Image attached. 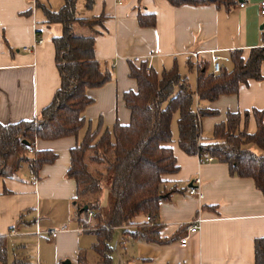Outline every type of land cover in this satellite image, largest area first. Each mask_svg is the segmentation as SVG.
<instances>
[{"label": "crops", "instance_id": "crops-1", "mask_svg": "<svg viewBox=\"0 0 264 264\" xmlns=\"http://www.w3.org/2000/svg\"><path fill=\"white\" fill-rule=\"evenodd\" d=\"M226 1L228 5L172 6L166 0H93L89 9L84 0L76 1L77 18H104L92 27L93 56L110 80L86 92L92 103L83 110L84 125L75 137L34 140L33 151L51 152L52 163L41 165L35 175L22 165L13 178L0 177V236L6 238L7 264H76L78 256H84V264H95L93 229L80 231L75 219V184L66 177L69 151L88 132L101 135L114 124H128L123 96L137 90L128 62L134 67L145 63L156 73L176 68L181 77L192 76L194 89L195 74L187 69L189 52H203L202 62H207L209 50L220 56L239 51L245 60L251 49L264 48V16L258 8L262 0ZM37 5L56 12L63 2L0 0V125L33 121L60 86L51 38L61 34V26L45 25ZM138 15L151 17L153 25L140 26ZM260 74L261 81L239 85L236 94L199 104L214 113L199 120L203 144L211 143L213 126L227 113L239 115V131L255 132L251 112H263L264 119V61ZM176 137L172 135L169 147L178 170L162 176L160 191L169 194L154 218L162 243L129 237L128 232L145 222L139 217L135 225L112 230L111 264H253V241L264 238V195L251 179L230 177L225 164H201L185 155ZM195 178L200 180L199 199L186 193ZM100 203H105L104 193ZM195 217L200 219L197 232L186 233ZM62 227L50 238L49 232ZM12 228L17 235L7 237ZM183 235L186 242L180 245Z\"/></svg>", "mask_w": 264, "mask_h": 264}, {"label": "trees", "instance_id": "trees-1", "mask_svg": "<svg viewBox=\"0 0 264 264\" xmlns=\"http://www.w3.org/2000/svg\"><path fill=\"white\" fill-rule=\"evenodd\" d=\"M77 0H62L56 12L38 6L44 24H59L61 34L51 38L54 66L60 86L50 104L33 121L0 125V177L13 178L22 165L36 174L43 164L52 163L51 152H34V140L51 141L75 137L84 125L83 110L92 103L88 90L102 87L110 80L107 70L101 69L93 56V26L101 25L103 17L80 19L75 16ZM172 6L228 5L226 0H166ZM85 8L93 0H84ZM140 26H152L153 19L137 16ZM229 63L216 76L209 73V65L202 62L194 72L188 62V72L195 74L194 89L186 77L172 68L156 73L145 63L134 67L128 62L129 77L135 80L137 90L123 96L129 113L125 126L114 124L101 135L87 133L81 142L69 151L66 177L75 184V219L77 224L93 229L91 250L95 264H111L110 241L112 230L135 225L139 217H150L133 232V239L160 244L158 226L154 224L159 203L169 192H161L162 176L177 172L169 144L172 142L171 120L175 122L179 150L198 159L210 158L225 164L228 175L249 178L264 195V119L263 112H251L256 130L253 134L239 131V115L227 113L225 120L215 124L209 140L199 134V120L214 115L199 104H208L219 96L236 94L241 84L249 80L261 81L260 64L264 48L251 49L245 60L239 51L227 54ZM229 65L227 69L226 66ZM246 118V114H244ZM250 147L259 151L255 153ZM104 193L105 203H100ZM94 196V198H89ZM83 207L85 210L83 211ZM91 213L88 224L87 214ZM253 264H264V238L253 241ZM18 262H13L17 264ZM0 264H7L6 238L0 236ZM76 264H84V256Z\"/></svg>", "mask_w": 264, "mask_h": 264}, {"label": "built area", "instance_id": "built-area-1", "mask_svg": "<svg viewBox=\"0 0 264 264\" xmlns=\"http://www.w3.org/2000/svg\"><path fill=\"white\" fill-rule=\"evenodd\" d=\"M243 5L240 4L239 7L241 8ZM258 8H259V15L260 16H264V0L260 1L258 3ZM202 53L201 51H193V52H189L188 53V57L192 63V67H193V70L194 72H196V70L198 68H200L201 66V63H202ZM207 55H208V60H207V63L209 65V73L212 75V76H216L222 66L224 65H227L229 63V57L226 55V56H220L217 54L216 51L214 50H209L207 52H205ZM147 69H149V67L147 66ZM35 120H33L34 122ZM27 153L28 154H33L34 151H33V143H32V149H28L27 150ZM212 160L210 158H201L199 159V162L201 164H204V163H209L211 162ZM36 183V180L35 178H32L30 180V184L34 185ZM200 184V180L198 178H195V179H192L189 183H188V187H187V190H186V193L189 197H193V198H201V193L199 192V189H198V186ZM91 217V213H88L87 214V218L89 219ZM145 222H150L151 221V218L150 217H145ZM200 223V219L195 217L191 222H190V226L186 229V233H189V234H193V233H196L197 232V225ZM80 231H84L86 230L85 227H83L82 225L80 226ZM64 230V227L60 228L58 231H53V232H49V236L50 238H54L56 236V233L59 232V231H63ZM35 235H39V232L37 229H35V232H34ZM17 235V231L16 229L12 228L10 229L8 232H7V237H12V236H15ZM186 242V235H183L182 238H180L178 240V243L180 245H184Z\"/></svg>", "mask_w": 264, "mask_h": 264}, {"label": "rangeland", "instance_id": "rangeland-1", "mask_svg": "<svg viewBox=\"0 0 264 264\" xmlns=\"http://www.w3.org/2000/svg\"><path fill=\"white\" fill-rule=\"evenodd\" d=\"M188 83L192 87V85H193V78H192V76H189ZM176 119H177V115L174 114L172 116V120H171V133H172L173 137H176V134H177L176 125H175ZM250 149H251V151H254L255 153H259V151L257 149H255L254 147H250ZM89 198H94V196H90Z\"/></svg>", "mask_w": 264, "mask_h": 264}, {"label": "water", "instance_id": "water-1", "mask_svg": "<svg viewBox=\"0 0 264 264\" xmlns=\"http://www.w3.org/2000/svg\"><path fill=\"white\" fill-rule=\"evenodd\" d=\"M85 210V207H83V211ZM63 264H69V262H63Z\"/></svg>", "mask_w": 264, "mask_h": 264}]
</instances>
